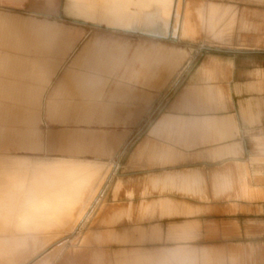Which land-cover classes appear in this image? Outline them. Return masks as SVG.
<instances>
[{
  "label": "crops",
  "instance_id": "1",
  "mask_svg": "<svg viewBox=\"0 0 264 264\" xmlns=\"http://www.w3.org/2000/svg\"><path fill=\"white\" fill-rule=\"evenodd\" d=\"M61 7L0 0L50 23ZM180 23L176 46L163 43L186 53L176 74L173 51L162 70L157 51H86L78 64L70 51L44 95L40 159L111 166L85 214L122 216L103 232L138 229L136 249L188 246L204 251L188 263L225 264L218 250L264 248V0H182ZM13 29L0 16L2 51L15 50Z\"/></svg>",
  "mask_w": 264,
  "mask_h": 264
},
{
  "label": "bare ground",
  "instance_id": "2",
  "mask_svg": "<svg viewBox=\"0 0 264 264\" xmlns=\"http://www.w3.org/2000/svg\"><path fill=\"white\" fill-rule=\"evenodd\" d=\"M181 4L182 0H66L65 11L74 20L93 27L140 33L164 41L180 36ZM1 18L15 29L12 34L15 50L2 51L0 48V264H29L46 249H51L49 254L34 264H54L65 246L66 236L75 232L94 197L101 191L109 168L83 160L12 155L8 146L37 147L35 126L39 122L43 95L66 56L75 51L82 40L83 30L46 21L35 23L11 16ZM89 40H84L78 48L81 53L73 64L82 62L86 51H123L121 45H116L119 42L109 46L98 40L91 44ZM134 51H157L156 70L166 66L162 54L173 51L168 61L174 74L186 56L181 52L184 50H174L160 42L152 48L140 47ZM100 154L102 157L103 153ZM166 203V210L171 209V203ZM123 216L130 218L128 212ZM121 218L116 215L106 223L114 226ZM159 234L156 230L152 232L155 239ZM136 235L142 238L143 232L138 229L122 233L109 231V237L120 243L135 242ZM189 252L198 255L204 251L188 246L153 251L135 248L130 252L123 250L109 259L108 264H189L185 259ZM163 256L165 261L159 262ZM100 262L97 259L96 263Z\"/></svg>",
  "mask_w": 264,
  "mask_h": 264
},
{
  "label": "rangeland",
  "instance_id": "3",
  "mask_svg": "<svg viewBox=\"0 0 264 264\" xmlns=\"http://www.w3.org/2000/svg\"><path fill=\"white\" fill-rule=\"evenodd\" d=\"M65 5H66V0H62L61 17L57 18L58 22H56L55 24H58L66 28H71L72 30H77V29H80L81 31L83 30L82 31L83 38L80 41V43L77 45L75 51L78 50V48L81 46L84 40L86 41L89 39H95L100 41L101 43H112L114 41L119 42L123 51L124 49L127 51H134L136 48L140 49V47L152 48L158 42H160L161 44L166 43L168 45L176 46L174 41L169 39L164 41L158 39H147L146 37L139 36L136 33L130 34L128 32L127 33L114 32V31H109L104 27H93L90 24L88 25L84 24L80 21L74 20L72 17L67 15L65 11ZM0 16L23 18V19L32 20L35 23L49 21V17H39V18L29 17V16L19 15L17 13L0 12ZM12 34H15L14 30L12 31ZM150 42H155V43L149 44ZM163 45L168 48H173L165 44ZM63 63L60 66L59 70L57 71V74L60 72L62 67H64ZM51 82L52 80L49 82L44 95L48 91V88L51 86ZM44 95L42 98V104H43V100L45 99ZM35 130H36V138H37L36 148L31 149V148H27L26 146H23V148L20 149L15 145L14 146L10 145L8 146L9 153L17 156L40 158L42 154L40 149V142L42 139L40 116H39V122L35 126ZM108 168H109L108 172H111V166H109ZM108 172L106 174H108ZM104 218L105 217L101 215L83 216L82 218L83 221L81 220L78 226L76 227V229H74L75 232H72L66 236L67 241L63 244L65 246H63V248L61 247L64 251L61 249L58 259L55 261L54 264H59V263L60 264H97L96 263L97 259L101 261L98 264H108L109 259L114 258L115 255L123 252V250L130 252L132 249H135L133 246L136 245L137 242L120 243L109 237L108 230L103 232L101 230L102 228L112 227V225H109L106 223V221H104ZM123 219L129 221V219H127L124 216ZM50 250L46 249L36 260L30 262L29 264H34L39 259H42L43 257L46 256L45 254H49ZM162 253L165 252L162 251ZM192 255L194 254L191 252L187 253L185 255V259H188V256H192ZM218 256L221 257L220 260L221 262L225 261L222 262L225 264H264V248L262 247H256L254 249L247 250L246 247L239 245L237 247H233L229 250H226V252H223V250H218ZM164 258L165 256L161 257V259L158 261L159 262L162 260L165 261ZM189 264H193V263L189 262Z\"/></svg>",
  "mask_w": 264,
  "mask_h": 264
}]
</instances>
